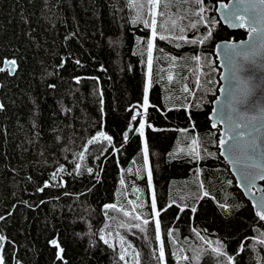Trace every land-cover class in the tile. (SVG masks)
Segmentation results:
<instances>
[{"label":"trees","instance_id":"16d2710c","mask_svg":"<svg viewBox=\"0 0 264 264\" xmlns=\"http://www.w3.org/2000/svg\"><path fill=\"white\" fill-rule=\"evenodd\" d=\"M227 1L203 0L198 5L196 0H160L156 8L158 36L149 88H157L162 112H188L178 118L153 108L147 113L134 108L123 115L115 100L114 78L126 80L133 90H144L149 81L146 41L151 29L141 22H150L148 0H0V68L5 61H16L12 76L7 70L0 72L4 264H163L161 247L171 264H227L229 257L233 264H264V245L259 243L264 222L237 190L219 155V130L207 121L220 85L214 45L246 36L244 31L229 32L218 21L216 4ZM209 29L212 36L203 44L177 38L200 40ZM159 35L171 39L160 40ZM75 77L106 82L110 113L124 125L119 141L109 143L96 135L85 147L73 146L77 129H87L88 116L80 111L75 121L61 103L60 92ZM83 86L95 116L93 87L88 82ZM141 121L205 123L203 129L177 131L164 153V162L173 165L164 188L166 203L189 214L193 207L199 209L191 221L160 226L159 240L156 220L148 211L143 184L147 165L141 148L117 176L111 202L94 207L91 201L104 160L130 139ZM148 157L155 166L152 151ZM176 164H184V172ZM57 194L65 199L60 215L53 218L50 202ZM47 233L64 249L63 260L57 258L59 249L46 240ZM218 241L223 255L213 250Z\"/></svg>","mask_w":264,"mask_h":264},{"label":"water","instance_id":"95a60500","mask_svg":"<svg viewBox=\"0 0 264 264\" xmlns=\"http://www.w3.org/2000/svg\"><path fill=\"white\" fill-rule=\"evenodd\" d=\"M222 5H227V8ZM246 6L249 7L248 12L243 13L246 19L256 18L254 26L257 32L251 36L247 22L243 28L233 27L224 18L233 8L243 9ZM215 15L229 32L244 31L246 36L239 41L224 40L214 45L213 54L220 70V85L207 121L211 129L219 130V155L227 164L237 190L258 217L256 213L261 209L257 203L264 196V178H261L264 177V5L259 4L258 0H245L244 4L238 3V0L218 2ZM229 44L236 45L238 51L239 46L243 45L248 59L237 56L231 48L226 47ZM3 68L7 70L5 63ZM13 74L14 71L9 72L10 76ZM241 99H244L243 104L239 102ZM238 135V146L229 151ZM221 140H227L228 143L222 146ZM237 159L239 163H234ZM245 171L253 177L251 183L243 178L242 173ZM50 246L53 248L51 243Z\"/></svg>","mask_w":264,"mask_h":264},{"label":"rangeland","instance_id":"374dc122","mask_svg":"<svg viewBox=\"0 0 264 264\" xmlns=\"http://www.w3.org/2000/svg\"><path fill=\"white\" fill-rule=\"evenodd\" d=\"M85 82H88L93 87L96 96L95 105L97 114L95 116L91 115V108L87 104L88 91L83 86ZM106 85V82L101 78L75 77L60 92L61 103L70 112L75 121H79L80 111H84L88 116L87 129L84 130L79 127L76 131L73 146L77 149L85 147L88 139H92L100 133L112 137L111 143L120 139L124 125L110 113L109 95ZM113 87L118 110L123 115H128L134 108H136L135 111H144L143 98L145 89L133 90L126 80H118L116 78L113 79ZM148 101L149 108L156 109L162 115L169 114L178 118L188 116V112L183 109L172 111L174 113L162 112L159 108V95L156 87L148 88ZM138 127L139 124L136 129ZM203 128H205L204 122L189 123L186 126L173 122L151 125V127L145 125V135L143 137L135 130V133L125 144L114 148L104 160L101 182L94 186V195L91 199L94 207H101L103 204L111 202L115 184L117 183V176L120 171L135 151L139 148L143 150L145 143H147L148 152L152 151L155 157V166H153V161L148 157L147 180L143 182L146 187L148 211L156 221L159 220L160 226L176 220H193L195 215L197 216L199 208L195 213L191 212L189 214L166 203L164 188L166 180L169 177L168 172L173 165L165 163L163 156L177 131ZM174 167L179 168L182 172L185 170L184 164H176ZM149 170L152 173L151 186L148 184ZM153 194L155 195L157 211L160 213L158 217L153 213L151 208ZM63 199H65L63 194H57L55 200L50 202V211H52L53 218L60 215L61 208L63 207V202L61 201ZM23 202L26 203V199H23ZM25 222L26 217L24 216L19 226L21 230L24 229ZM52 235V233H47L46 240L52 241ZM22 246L24 248L27 247L25 244H22ZM49 254L48 252L47 258L51 257ZM163 264H171L168 255H165Z\"/></svg>","mask_w":264,"mask_h":264},{"label":"snow or ice","instance_id":"6c2138e0","mask_svg":"<svg viewBox=\"0 0 264 264\" xmlns=\"http://www.w3.org/2000/svg\"><path fill=\"white\" fill-rule=\"evenodd\" d=\"M245 0H238V3L240 4H244ZM259 4L264 5V0H258ZM196 3L198 5L203 3V0H196ZM160 4V0H148V7H149V15H150V22L148 20H142L141 22H143L145 28H150L151 29V37L146 41V49H147V65H148V69H149V81L147 86L145 87L144 90V98H143V109H144V113L148 112V108H149V101H148V88L151 87V69H152V61H153V49H154V41L157 39L158 36V32H157V13H156V8L159 6ZM143 7V6H142ZM221 7L227 8V5H222ZM249 10V7L246 6L243 9L241 8H233L230 12H228L225 15V20L229 21L231 23V25L233 27H245V23L247 22L248 24V31H249V35L251 36L253 33L257 32V28L254 26L256 23V18L252 17V18H247L243 13H247ZM204 12V8H200V12L198 13V15L201 16L202 18V14ZM139 15V14H138ZM195 25H193L194 27ZM212 36V31L211 29H209L208 33L206 36H204L202 39L200 40H192V41H188L187 38L183 35L177 37L180 40H184L185 42H190L193 44H203L205 40L210 39ZM159 39L160 40H166V39H171V37L165 36V35H159ZM226 47L231 48L233 52H235V54L237 56H242L245 60L248 59V54L247 52H245L243 50V45H240V50H237V46L236 45H226ZM174 59V58H173ZM197 60H199V57H196ZM6 65V68L9 72H13L15 70V65H16V61L15 60H8L4 62ZM6 69L5 68H0V72H4ZM168 79L171 81L172 80V76L170 75L168 77ZM79 82V81H77ZM185 92L188 91L187 88L184 89ZM241 104L244 103V99H241L239 101ZM4 107L3 104H0V109H2ZM221 114L223 113V109H220ZM143 114V113H142ZM141 114V115H142ZM131 119L135 120L136 117L133 116L131 117ZM215 126V125H213ZM148 127H151V125H148ZM136 131H138L139 135L141 137H143L145 135V123L144 122H139V127L138 129H136ZM99 138H103L104 140L108 141L109 143H111L112 141V137L105 135L104 133H100L99 137H97L96 139ZM128 139V135L127 133L124 134V140ZM234 140L236 141L235 144L231 145L229 147V151H231L233 148L237 147L239 144V140H240V136L238 135L237 137L234 138ZM93 141H89V143H92ZM196 141H193V144H195ZM228 141L227 140H221L220 144L223 146L225 144H227ZM143 153H144V163L145 165H148V146L147 143H145L144 145V149H143ZM198 155V153H197ZM234 163H239V160H234ZM77 167H79V165H77ZM63 169H61L62 171ZM243 178L248 181V183L252 182L253 177H251V175L248 172H243L242 173ZM264 178V177H261ZM151 179H152V173L149 170L148 171V184L149 186H151ZM47 186V185H46ZM43 189H40V191H42ZM205 195H208L207 193H205ZM255 195V194H253ZM114 207V206H113ZM221 208L227 210V206L226 205H220ZM257 207L260 208V211H257L256 215L258 216L260 221H264V196L260 197L257 203ZM151 208L153 213L158 217L160 215L159 211H157V205H156V200H155V195L153 194L152 197V203H151ZM191 211L194 213L196 212V208L193 207L191 209ZM125 215H128V213H125ZM135 219L139 220L140 217L136 216ZM149 221L147 219H145L143 221L144 224H147ZM155 230H156V238L159 240L160 239V223L159 220L156 221L155 224ZM103 239V237H101ZM4 237L0 236V241H4ZM107 243V241H105ZM51 245L57 249H59V252L57 253V258L63 260V252L64 249L60 246V244L58 243V241L56 239H53L51 242ZM259 243L261 245H264V238L260 239ZM241 247L243 248L244 245H241ZM217 254L219 255H223L222 252V245H220V242H217V247L215 249H213ZM0 251H2V249H0ZM121 260L124 259V256L121 255L120 257ZM159 259L161 261L164 260V249L163 247H161L160 249V253H159ZM0 264H4V256L2 254H0ZM227 264H233L232 258L229 257L227 260Z\"/></svg>","mask_w":264,"mask_h":264},{"label":"bare ground","instance_id":"6f19581e","mask_svg":"<svg viewBox=\"0 0 264 264\" xmlns=\"http://www.w3.org/2000/svg\"><path fill=\"white\" fill-rule=\"evenodd\" d=\"M170 5V4H169Z\"/></svg>","mask_w":264,"mask_h":264}]
</instances>
